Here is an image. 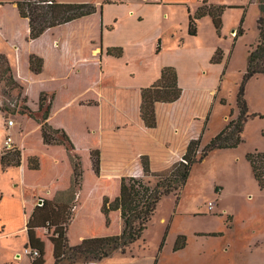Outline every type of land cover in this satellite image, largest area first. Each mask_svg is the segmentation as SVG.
I'll return each mask as SVG.
<instances>
[{
	"label": "trees",
	"instance_id": "1",
	"mask_svg": "<svg viewBox=\"0 0 264 264\" xmlns=\"http://www.w3.org/2000/svg\"><path fill=\"white\" fill-rule=\"evenodd\" d=\"M255 3L260 11L258 41L251 46L238 87V116L200 150L208 129V113L197 124L200 130L191 131L187 137L183 159L163 175L143 156L141 177H156L152 187L142 180L103 174L100 95L94 86L103 71V51H95L103 50L104 6L56 0L0 2V35L16 47L18 75L28 82L22 108L13 112L28 117L22 130V148L0 152L1 166L3 170L22 167L24 185L46 189L38 196L42 204L26 203L24 208L30 264H98L115 252L126 254L143 237L160 200L170 194L179 196L196 163L216 150L236 149L244 142L242 134L248 120L264 118L263 114L249 113L245 97L248 82L264 75V0L249 1V5ZM228 8L245 7L201 0L195 14L189 15V34L197 36L198 21L209 16L222 36L223 15ZM243 23L244 18L236 30V40L244 34ZM223 52L218 48L211 63L220 64ZM123 53L122 47L106 52L118 58ZM2 83L20 92L24 89L14 78L8 57L0 53ZM181 96L176 68L164 67L161 78L141 90L140 117L145 127L156 128L160 106ZM221 104L227 101L222 99ZM37 114H42L41 118ZM246 159L264 190V152H248ZM186 246L187 236L180 234L174 252ZM153 264H158L157 257Z\"/></svg>",
	"mask_w": 264,
	"mask_h": 264
},
{
	"label": "rangeland",
	"instance_id": "2",
	"mask_svg": "<svg viewBox=\"0 0 264 264\" xmlns=\"http://www.w3.org/2000/svg\"><path fill=\"white\" fill-rule=\"evenodd\" d=\"M243 1L245 8L233 9L227 13V23L222 29L226 40H216L213 31L209 26H206L200 32V37L191 38L188 44L189 52H195L196 49L208 50L217 44L223 50L233 52L231 64L223 78L220 94L222 95L221 100L225 99L234 104V107L236 106L238 87L246 71L249 51L251 46L256 45L258 41L259 6L258 4L249 5L248 0ZM171 15L173 18L179 19L180 23H183L185 19V14L180 9H173ZM153 17L156 19L160 17V14L155 13ZM243 18L244 34L236 40V34L234 33L232 36L230 32L233 29H239ZM164 42L169 53L173 54L174 52L171 51L173 50L171 48L173 41L165 38ZM5 48V43L0 38V52H3ZM150 49L151 46L147 43L144 56L146 60L150 59ZM176 52L178 57H182V54ZM103 59L104 65H102L106 71V80L117 79L125 84L131 81L128 70L123 67L121 62H113L112 57L106 54ZM187 66L192 69L190 73H183L188 82L207 85H213L216 82L217 71L206 70L204 74V69L200 67L195 70L189 62ZM22 82L26 81L22 79ZM26 83L28 86V82ZM22 86L24 87V85ZM105 88L106 90L101 92L104 97L108 98L103 102L105 108L103 144L105 165L109 168L108 165L116 164L111 167L118 166L120 168L117 170L118 176L120 174L127 178L142 180L145 184L154 187L157 183L156 177H141V167H127L125 163L135 155L129 148L134 145L138 146L137 144H140L143 139L139 136L142 129L130 118L132 105L129 107L126 95L124 97L119 93L116 95L108 85ZM25 91L26 87L20 92L9 88L5 83L0 84V111L4 118L2 123L4 133L0 131V142L3 136L5 140L7 135L5 127L9 120L15 121L11 133L16 145L23 136L22 130L25 124L21 117L23 115L13 114V112L21 110ZM245 97L251 115H264V75H258L248 82ZM210 111V126L208 123L200 150L207 144L205 137L209 138L221 129L226 112L230 115L229 121L239 114L238 108L237 115L234 116V108L220 106L217 103L211 107ZM232 111L234 114L231 115ZM190 113L188 111L186 114L188 118ZM37 116L41 118L42 114H37ZM199 130L200 126L197 132ZM190 131H193V126ZM242 135L244 142L238 148L230 151H215L202 162L193 166L184 189L177 193L179 196L170 194L160 200L143 237L133 244L126 254L115 252L112 257L98 264H153L156 257L158 264H264V190L259 188L252 167L246 159L248 152L255 150L264 152V118H250ZM4 140L0 145V152L6 151ZM188 143L189 140L186 138L177 160L183 156ZM152 148L155 152L163 150V147ZM128 155L131 156L128 157ZM153 156L145 155L144 158H147L150 166L152 159L157 158V163H154L151 168L161 175L169 172L175 163L172 159L168 164L164 160L171 156L178 157L170 152ZM118 164L124 166L119 167ZM109 172L105 173L104 171L103 174L106 175ZM2 181L5 194H12V191L16 190V195L20 199L26 198L29 203L36 201L30 187L25 190L22 187H16V177L11 172H5ZM35 204H39V198ZM6 223L10 230H15V233L20 236L18 238L20 242L17 244H21L25 239L24 231L26 229L24 228V216L18 207L14 213L6 217ZM215 232H223L224 235H208ZM180 234L187 236V246L181 251L174 252V245ZM13 239L15 238H12L11 235L7 239H0V264L12 259L13 251L17 245L13 246ZM163 241L165 243L162 252H160ZM29 258L32 259L30 256Z\"/></svg>",
	"mask_w": 264,
	"mask_h": 264
},
{
	"label": "crops",
	"instance_id": "3",
	"mask_svg": "<svg viewBox=\"0 0 264 264\" xmlns=\"http://www.w3.org/2000/svg\"><path fill=\"white\" fill-rule=\"evenodd\" d=\"M6 1V0H5ZM21 1V0H17ZM59 3H93L102 4L103 9V50L97 49L95 53L103 51L106 54L108 48L112 47H122L123 56L112 57L113 62H121L123 67L128 70L129 77L131 81L127 84L120 82L119 80H106V71L103 66V71L101 74L100 81L94 86L95 91L100 95V105H101V141H102V170L107 173L106 175H118L120 168L111 167L109 168L105 165V157L103 151L104 144V130H105V108L103 102L108 98L104 97L101 93L106 90V85H108L116 95L119 93L124 97L128 98V105L131 106V120L135 122L137 126L140 127L139 136L143 137L138 146L134 145L129 148L135 155L130 157L125 163L127 167L133 166L134 168H139L140 160L145 155H154L163 152L174 153L178 156L174 158L171 156L165 159L167 164L172 159L174 162L177 161L180 155V149L184 143V140L191 133L190 128L193 126V131L198 130L197 124L205 120L208 113L209 115V126L211 117V107L217 105L229 106L235 109L234 116L237 115V101L236 106L227 101V105L221 104V86L223 78L231 64L233 52H228L223 50L218 44L209 48L208 50L196 49L195 52H189V41L191 38H199L200 32L206 26H209L214 33L215 39H225V34L219 36L211 17L206 16L198 21V35L191 36L188 32L189 29V15L195 14L198 7L201 4V0H56ZM248 0L247 3H249ZM210 3L216 5H233V6H245L243 5V0H209ZM257 4V3H255ZM173 9H180L185 14V19L183 23L179 22V19L173 18L171 15ZM239 8H228L224 12L223 21L224 26L226 25V16L230 10ZM160 14V17L153 19V14ZM224 29V27H223ZM236 33V29H233L230 34L233 36ZM115 37V39H112ZM0 38L5 43V49L0 53L5 54L12 67L14 78L21 84L28 88L26 82H22L18 75V64H17V50L16 47L9 45L3 37ZM165 38L171 39L173 41V54L169 53L168 48L164 42ZM110 39V40H109ZM226 40V39H225ZM150 44L151 56L149 60L144 58L146 45ZM158 46H160V51L157 53ZM218 48H221L224 52L223 60L220 64L211 63V59ZM176 51L182 54V57L176 55ZM183 51V52H182ZM206 51V52H202ZM107 55V54H106ZM104 59L102 64L104 65ZM190 63L195 70L197 68L204 69V74L206 70H215L218 73L217 80L213 85H207L204 83H191L188 82L183 73L192 72L191 68H188L187 63ZM166 66H173L176 68L178 73V86L182 89V96L179 100L174 103L162 104L160 106L157 118V127L154 129H148L145 127L144 123L141 121L140 117V107H141V90L143 88L151 87L155 84L162 76V70ZM225 72V74H224ZM237 98V95H236ZM190 111V117L186 116L187 112ZM228 111V110H227ZM3 113L0 111V131H3ZM24 122L28 120L26 116H21ZM230 119L228 112L225 113L224 122L221 129L215 134L205 137V143H208L213 137H215L224 127ZM25 125V124H24ZM138 137V134L136 138ZM3 139L0 142L2 143ZM23 136L21 140L17 141V147L22 148ZM204 143V144H205ZM154 145V146H152ZM203 146V145H202ZM159 149L163 147V150L153 151L154 148ZM233 150V149H228ZM227 150V151H228ZM218 151V150H216ZM225 151V150H224ZM137 152V153H136ZM215 152V151H214ZM212 154V153H211ZM153 156V157H154ZM172 162V161H171ZM157 163V158L152 159V165ZM174 164V163H173ZM119 167L124 166L123 164H118ZM117 168V169H116ZM153 168V167H152ZM13 171V172H12ZM11 172L16 177V187L29 188L23 183V170L22 167H9L7 170H3L1 166V154H0V239H7L11 235L15 246L19 243V235L16 234L15 230H10V227L6 223V217L14 213L16 207L21 210L24 216V241L21 244H17L14 253L12 254V259L5 261L3 264H30L31 259L28 256V251L26 250V244L28 243V233L26 228V218L24 213L25 204L29 203L28 199H20L16 195V190L12 191V194H5L3 188L2 177L4 173ZM120 175V174H119ZM123 176V175H120ZM33 191L34 198L37 201L40 192H45L46 189L41 187H30ZM29 204H35V202Z\"/></svg>",
	"mask_w": 264,
	"mask_h": 264
},
{
	"label": "built area",
	"instance_id": "4",
	"mask_svg": "<svg viewBox=\"0 0 264 264\" xmlns=\"http://www.w3.org/2000/svg\"><path fill=\"white\" fill-rule=\"evenodd\" d=\"M15 126V121L14 120H9L7 123H6V130H7V135L5 137V140H4V148L5 150H14L17 146L15 144V141H14V138L12 136V133H11V129ZM1 148V147H0ZM183 158L181 157L180 160H182ZM28 253L30 254L31 251L30 250H27ZM38 252L35 251L34 252V255H37Z\"/></svg>",
	"mask_w": 264,
	"mask_h": 264
},
{
	"label": "water",
	"instance_id": "5",
	"mask_svg": "<svg viewBox=\"0 0 264 264\" xmlns=\"http://www.w3.org/2000/svg\"><path fill=\"white\" fill-rule=\"evenodd\" d=\"M42 202H43L42 200H39V204H42Z\"/></svg>",
	"mask_w": 264,
	"mask_h": 264
},
{
	"label": "bare ground",
	"instance_id": "6",
	"mask_svg": "<svg viewBox=\"0 0 264 264\" xmlns=\"http://www.w3.org/2000/svg\"><path fill=\"white\" fill-rule=\"evenodd\" d=\"M27 221V220H26Z\"/></svg>",
	"mask_w": 264,
	"mask_h": 264
}]
</instances>
